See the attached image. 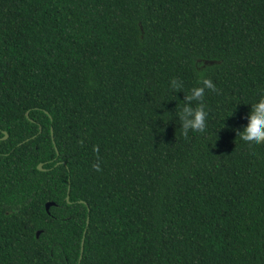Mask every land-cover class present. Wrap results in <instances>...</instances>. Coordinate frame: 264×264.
Here are the masks:
<instances>
[{"label":"trees","instance_id":"obj_1","mask_svg":"<svg viewBox=\"0 0 264 264\" xmlns=\"http://www.w3.org/2000/svg\"><path fill=\"white\" fill-rule=\"evenodd\" d=\"M261 100L264 0H0V264H264Z\"/></svg>","mask_w":264,"mask_h":264},{"label":"clouds","instance_id":"obj_2","mask_svg":"<svg viewBox=\"0 0 264 264\" xmlns=\"http://www.w3.org/2000/svg\"><path fill=\"white\" fill-rule=\"evenodd\" d=\"M170 87L175 91H182L183 89L182 82L176 78L170 80ZM206 89L215 91L216 85L211 79L203 78L200 86L193 87L188 94L183 95V107L177 116L185 136L188 135L189 130L204 133L207 128L208 113L202 103ZM245 119L246 123L238 129L237 136L248 144H264V100L253 103L250 117ZM95 167L99 170V164Z\"/></svg>","mask_w":264,"mask_h":264},{"label":"water","instance_id":"obj_3","mask_svg":"<svg viewBox=\"0 0 264 264\" xmlns=\"http://www.w3.org/2000/svg\"><path fill=\"white\" fill-rule=\"evenodd\" d=\"M5 132V136H3V138H7V136H8V133L6 132V131H4ZM57 152H59L58 150H57ZM38 167H39V169H44V167H43V163H39V165H38ZM67 198H69V194L67 195ZM54 202H47V208H49V206L50 205H52ZM89 222V221H88ZM39 233V232H38ZM84 239H85V236L83 237V241H82V251H83V246H84Z\"/></svg>","mask_w":264,"mask_h":264}]
</instances>
